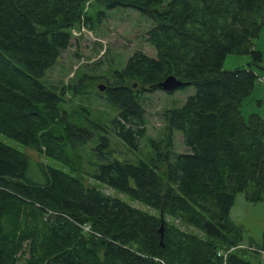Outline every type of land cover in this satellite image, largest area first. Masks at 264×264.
<instances>
[{
  "label": "trees",
  "instance_id": "trees-1",
  "mask_svg": "<svg viewBox=\"0 0 264 264\" xmlns=\"http://www.w3.org/2000/svg\"><path fill=\"white\" fill-rule=\"evenodd\" d=\"M93 3L145 16L156 52L136 51L112 71L99 96L117 113L97 125L105 132L98 154L88 149L91 128L61 110L65 88L46 79L73 28L100 21L104 11L96 20L88 12ZM263 25L264 0H0V133L73 172L90 156L91 179L146 208L0 141V264H264V222L259 244L217 255L242 244L230 216L236 195L264 200V119L241 111L258 80L253 39ZM229 53L255 63L225 70ZM170 74L186 83L177 90L195 91L164 111L167 138L151 141L148 160L113 157L111 134L138 149L146 134L142 97ZM173 131L186 152H173Z\"/></svg>",
  "mask_w": 264,
  "mask_h": 264
},
{
  "label": "rangeland",
  "instance_id": "rangeland-1",
  "mask_svg": "<svg viewBox=\"0 0 264 264\" xmlns=\"http://www.w3.org/2000/svg\"><path fill=\"white\" fill-rule=\"evenodd\" d=\"M100 11H104L100 21H93L90 28L87 26L73 28L70 46L61 52L57 63L46 74L48 81L58 87L65 88L60 108L65 111L67 119L77 125L87 126L94 132L95 138L90 142L88 149L96 154H98L96 146L99 142V135L105 134L102 127L97 125L106 124L117 113L115 107L99 96L105 90L99 91L98 85L103 84L107 87L111 82L112 71L123 69L127 59L134 52L142 51L150 57H155L156 54L153 46L147 41V31L152 26V22L145 16L132 8L107 9L98 3H93L88 7V12L94 14L95 20ZM253 43L261 52L260 61L255 63L251 55L229 53L223 61L222 68L232 70L246 67L247 63L252 61L255 63L253 68L258 77L262 79L258 78L251 94L243 100L241 111L243 116L256 112L264 118V25L258 36L253 39ZM75 89L78 92L74 91ZM194 91L193 86H187L172 93L164 92L161 89L146 92L142 97L146 118L145 136L140 140L138 149L130 151L114 135H109L112 156L134 161L137 159L148 160L153 155L151 141L160 144L167 138L164 111L180 106L185 98ZM0 141L32 155L35 160L44 164L70 172L73 175H80L88 184L94 185L106 194L119 197L135 207L145 208L141 202L132 200L127 195L91 179L88 175L94 168L89 163L92 160L90 156L83 155L82 161L78 164L79 172H73L62 163L39 154L34 149L24 146L2 133H0ZM170 142L173 152L184 153L187 151L179 131H173ZM93 158L99 162L102 161L97 155H93ZM230 216L242 228L241 243L244 246H247L249 240H253L255 244L260 243L264 222V200L250 203L245 199L243 193H238ZM249 256L248 258L256 260L250 254ZM260 259L264 262L261 257Z\"/></svg>",
  "mask_w": 264,
  "mask_h": 264
},
{
  "label": "water",
  "instance_id": "water-1",
  "mask_svg": "<svg viewBox=\"0 0 264 264\" xmlns=\"http://www.w3.org/2000/svg\"><path fill=\"white\" fill-rule=\"evenodd\" d=\"M186 83L181 79L177 78L175 75H167L163 80L157 83V87L163 90L164 92L170 93L177 90L180 87H183ZM106 88L105 85L99 84L98 90L104 91ZM160 233H162V227L160 228Z\"/></svg>",
  "mask_w": 264,
  "mask_h": 264
},
{
  "label": "built area",
  "instance_id": "built-area-1",
  "mask_svg": "<svg viewBox=\"0 0 264 264\" xmlns=\"http://www.w3.org/2000/svg\"><path fill=\"white\" fill-rule=\"evenodd\" d=\"M258 78H259V80L262 79V78H260V77H258ZM85 230H88V227H87V226L85 227ZM238 248H248V247H247V246H244L243 244H239V245H236V246L231 247L229 250H226V251H224V250H219L218 253H217V255H218V256H222L223 259H225V258H226V255H227L229 252H231V251L234 250V249H238ZM249 249H250V248H249ZM260 254H261V257L264 258V250L260 251Z\"/></svg>",
  "mask_w": 264,
  "mask_h": 264
},
{
  "label": "crops",
  "instance_id": "crops-1",
  "mask_svg": "<svg viewBox=\"0 0 264 264\" xmlns=\"http://www.w3.org/2000/svg\"><path fill=\"white\" fill-rule=\"evenodd\" d=\"M263 118V117H262ZM264 119V118H263Z\"/></svg>",
  "mask_w": 264,
  "mask_h": 264
}]
</instances>
